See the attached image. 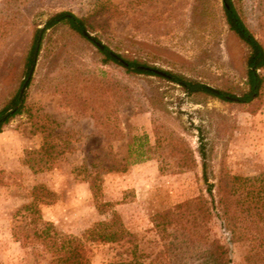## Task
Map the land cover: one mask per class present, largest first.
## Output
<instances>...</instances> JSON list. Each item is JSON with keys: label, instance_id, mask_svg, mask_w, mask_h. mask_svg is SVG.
Masks as SVG:
<instances>
[{"label": "rangeland", "instance_id": "obj_1", "mask_svg": "<svg viewBox=\"0 0 264 264\" xmlns=\"http://www.w3.org/2000/svg\"><path fill=\"white\" fill-rule=\"evenodd\" d=\"M233 2L264 45V0ZM60 11L85 18L90 37L114 53L235 97L188 95L166 76L104 63L86 35L63 23L44 30ZM40 27L42 43L23 90L26 109L0 131V264H47L51 258L37 242L13 236L29 222L25 205L34 186L54 193L38 208L65 233L79 236L117 214L147 264L164 244L155 215L208 197L201 142L210 182L264 172V85L257 99L238 101L246 88V48L228 28L223 0H0V107L21 89L25 56ZM44 141L54 148L51 154L27 153ZM207 225L209 239L226 242L220 220ZM112 245L91 243V264L117 256L122 248ZM254 245L249 239L229 244L230 264H263L248 259ZM186 254L192 264L195 253Z\"/></svg>", "mask_w": 264, "mask_h": 264}, {"label": "trees", "instance_id": "obj_2", "mask_svg": "<svg viewBox=\"0 0 264 264\" xmlns=\"http://www.w3.org/2000/svg\"><path fill=\"white\" fill-rule=\"evenodd\" d=\"M223 8L229 30L246 48L244 57L246 88L238 101L250 103L262 94L264 45L249 29L233 0H223ZM58 23L67 25L83 36V30H88L90 26L85 18L68 11H60L48 17L44 30ZM36 39L37 33L25 56L24 76L27 75L33 63V47ZM41 43L42 39L40 46ZM96 46L103 56L104 63L118 64L129 73L163 77L143 68L142 66H148L145 62L114 53L107 45ZM117 57L123 61L118 60ZM164 72L168 75V80L180 84L188 95H211L228 101L235 97L228 90L216 89L170 71ZM25 102L26 93L20 92L18 88L0 107V131L11 118L25 111ZM182 142L184 143L183 153L190 162L194 163L192 149L183 139ZM42 151L51 154L54 148L44 141L39 150H30L27 153ZM198 151L202 158V178L208 197L201 194L155 215V227L164 240V244L159 254H156L147 264H186V253L193 252L195 255H192V264H230L232 257L229 244L243 239L255 242L249 251L248 259L254 258L255 262L259 260L264 264V172L251 177L224 175L216 182H210L202 142L199 144ZM180 166L188 167L189 164ZM89 183L91 187L95 186L94 180ZM31 196L33 200L25 205L29 222L26 227L14 230L13 236L18 238L19 234H22L24 238L37 242L43 251L51 255L47 264H91V243L115 244L111 248H122L107 264H144V258L147 255L138 251L135 235L122 225L117 214L109 219L94 221L79 236L73 235L57 229L51 221L43 220L40 214L38 203H49V198L54 196L52 191L42 186H34ZM213 217L220 220V225L227 235L226 242L217 238L209 239L207 224ZM169 226L172 228L170 231Z\"/></svg>", "mask_w": 264, "mask_h": 264}, {"label": "water", "instance_id": "obj_3", "mask_svg": "<svg viewBox=\"0 0 264 264\" xmlns=\"http://www.w3.org/2000/svg\"><path fill=\"white\" fill-rule=\"evenodd\" d=\"M42 31H43V27H40L39 31H38L37 39H36V42H35V45H34V49H33V63L31 64V66L29 68L27 77H26L25 81L23 82V85H22V87L20 89V92H23L26 83L28 82V80L30 79V77H31V75L33 73V70H34V67H35V61L37 59V55H38V51H39V45H40V40H41V37H42ZM83 34L86 35L88 38L92 39L96 43V45H98L99 47H102V45L99 42L95 41L93 38H91L90 35L85 30H83ZM117 59L120 60V61H123L120 57H117ZM142 67L147 69V70H150V71H152L154 73H157V74H160V75H163V76H166V77L168 76L162 70L155 69V68L148 67V66H142Z\"/></svg>", "mask_w": 264, "mask_h": 264}]
</instances>
